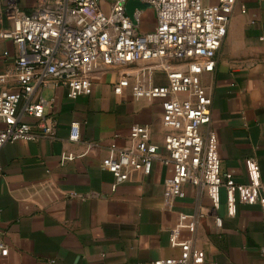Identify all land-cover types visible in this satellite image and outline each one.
I'll return each instance as SVG.
<instances>
[{"label":"crops","instance_id":"crops-1","mask_svg":"<svg viewBox=\"0 0 264 264\" xmlns=\"http://www.w3.org/2000/svg\"><path fill=\"white\" fill-rule=\"evenodd\" d=\"M9 28L0 14V33ZM15 53L12 42L0 38V77L12 73ZM146 68L144 63L94 67L87 73L91 94L75 100L61 87L33 95L31 102L43 100L57 129L54 139L0 149V236L9 248L0 264H151L178 256L187 241L202 264H264V215L258 205L238 204L229 217L222 189L220 207L212 213L205 190L191 185L184 187L183 199L173 198L172 168L159 160L149 175L130 172L112 190L114 179L101 161L108 147L128 146L134 124L149 126L159 156L165 155L161 101L137 99L131 92ZM123 76L128 86L115 95L113 86ZM200 83L211 98L209 127L217 135L222 174L245 184V162L251 159L264 183V0H237L214 70L201 74ZM153 84H166L165 76L155 72ZM6 86L16 90L11 77ZM72 122L80 123L75 143L68 140ZM67 154L75 159L61 162ZM180 215L193 216L194 228H177Z\"/></svg>","mask_w":264,"mask_h":264},{"label":"built area","instance_id":"built-area-1","mask_svg":"<svg viewBox=\"0 0 264 264\" xmlns=\"http://www.w3.org/2000/svg\"><path fill=\"white\" fill-rule=\"evenodd\" d=\"M129 1L146 5L153 25L144 29L146 8L126 11ZM237 0H0V14L10 28L0 33L15 47L13 70L0 77V149L15 142H34L40 137L54 139L56 120L45 114L41 98L33 95L45 88L61 87L69 99L91 94L87 73L94 67H124L146 64L131 85L132 95L160 100L162 148L151 141L149 126L134 124L128 146L108 147L101 169L114 179L112 190L127 181L130 172L149 175L152 164L172 168L170 196L185 197L184 187L205 190L212 213L220 207L225 191L227 215L234 217L238 204L258 205L264 215V183L258 164L245 162L247 182L237 184L230 174H222L217 135L211 124V98L200 83V75L214 70L216 56L227 32ZM23 3H29L25 7ZM165 76L166 84L154 85L153 74ZM11 77L16 90L6 84ZM128 86L126 76L113 86L120 95ZM23 100L22 105H20ZM49 103H52L50 101ZM33 118L35 124L24 122ZM206 127L204 132L202 128ZM68 140H80V123L69 126ZM75 156H61V162ZM189 220L191 223H187ZM214 223L221 227V220ZM193 216L180 215L177 228L192 229ZM185 242L176 257L155 260L151 264H202L201 255L192 256ZM9 248L0 236V258Z\"/></svg>","mask_w":264,"mask_h":264},{"label":"rangeland","instance_id":"rangeland-1","mask_svg":"<svg viewBox=\"0 0 264 264\" xmlns=\"http://www.w3.org/2000/svg\"><path fill=\"white\" fill-rule=\"evenodd\" d=\"M145 11V17H144V28L146 30L150 29L153 25V18H152V12L149 8L144 9Z\"/></svg>","mask_w":264,"mask_h":264},{"label":"water","instance_id":"water-1","mask_svg":"<svg viewBox=\"0 0 264 264\" xmlns=\"http://www.w3.org/2000/svg\"><path fill=\"white\" fill-rule=\"evenodd\" d=\"M146 8V5H142L140 3H137L135 1H129L126 5V11L128 14H130L132 8Z\"/></svg>","mask_w":264,"mask_h":264}]
</instances>
